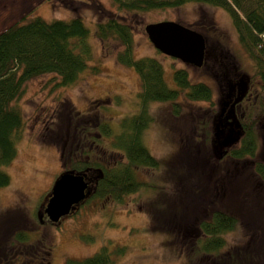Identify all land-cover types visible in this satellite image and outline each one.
I'll list each match as a JSON object with an SVG mask.
<instances>
[{
	"label": "rangeland",
	"instance_id": "374dc122",
	"mask_svg": "<svg viewBox=\"0 0 264 264\" xmlns=\"http://www.w3.org/2000/svg\"><path fill=\"white\" fill-rule=\"evenodd\" d=\"M35 16L48 21L81 18L90 30L92 59L75 84L61 86L54 74L39 75L28 80L12 102L24 124L16 157L1 167L10 184L0 188V255L14 252L13 264H39L51 252V264H68L108 246L109 264H264V183L253 171L254 163L264 160V111H259L264 91L229 14L193 2L118 12L110 0H0V31ZM109 17L131 27L134 55L156 58L170 87H176L173 71L183 68L191 82L210 86L212 98L190 100L180 94L174 101L150 102L146 110L152 120L142 140L160 165L135 168L143 185L121 200L89 195L55 224L43 212L51 186L61 172L73 171L70 159L86 158L85 153L83 158L73 155L81 149L74 126L83 136L86 130L100 132L106 123L112 136L92 134L88 159L113 163V152H120L113 141L123 120L140 111L139 77L116 60L123 45L115 39L102 44L94 33L95 23ZM165 20L202 33L206 51L201 67L164 55L152 45L145 26ZM94 66L99 70L93 71ZM239 80L248 89L242 101L244 120L257 118V148L254 157L234 160L227 152L239 143L223 146L229 136L224 130L220 137L218 129L223 102L229 104V85ZM217 209L231 212L236 224L222 234L220 251L205 257L197 246L202 240L199 227ZM19 234L23 240L16 239ZM117 247L123 248L121 254L114 252Z\"/></svg>",
	"mask_w": 264,
	"mask_h": 264
},
{
	"label": "trees",
	"instance_id": "16d2710c",
	"mask_svg": "<svg viewBox=\"0 0 264 264\" xmlns=\"http://www.w3.org/2000/svg\"><path fill=\"white\" fill-rule=\"evenodd\" d=\"M110 1L118 12L176 8L189 2L208 4L225 10L232 20L238 41L254 63L256 77L260 82L261 90L264 91V0ZM94 33L102 44L115 39L123 45V49L115 54L116 60L134 69L139 77L140 90L137 92V99L140 111L123 120L119 135L113 141L120 150L113 152L112 155L115 154L116 158L113 163L102 164L91 159L73 158L70 159V164L75 172L83 174L86 173L85 170L101 172L90 196L109 197L119 201L126 194L137 191L143 185L136 177L135 168H152L160 165L159 160L149 152L142 140V133L152 120L146 110L148 104L174 101L180 94H184L190 100L209 101L212 98V89L206 83L191 82L188 71L183 68L173 71L176 87H170L165 80L163 67L156 58L134 55L131 27L115 17L95 23ZM89 36L90 30L79 17L48 21L35 16L0 31V188L10 184L9 174L1 167L8 165L16 157V142L24 124L21 112L12 102L21 94L24 84L39 75L52 73L59 79L58 83L61 86L75 84L92 59ZM97 69L96 66L93 67V71ZM260 101L259 111H264V97ZM256 122L257 118L245 122L244 134L238 146L229 148L227 152L230 158L242 160L255 156ZM102 125L104 127L99 130L101 135L111 137L112 131L109 126L106 123ZM122 155L123 159H121ZM253 171L264 183V160L256 161ZM235 224L236 217L231 212L223 209L213 211L209 220L200 223L201 231L206 238L198 242V247L203 253L210 255L220 251L224 244L222 234L232 230ZM16 239L23 240L20 234ZM114 252L121 254L123 248L117 247ZM111 262V252L108 246H104L91 256L70 259L67 263L109 264Z\"/></svg>",
	"mask_w": 264,
	"mask_h": 264
},
{
	"label": "water",
	"instance_id": "95a60500",
	"mask_svg": "<svg viewBox=\"0 0 264 264\" xmlns=\"http://www.w3.org/2000/svg\"><path fill=\"white\" fill-rule=\"evenodd\" d=\"M144 30L149 41L160 53L198 68L203 65L206 43L199 31L169 20L148 23ZM241 84L240 97L246 93V82L242 81ZM235 141L236 137H232L222 145L229 146ZM89 183L84 174L74 171L61 173L54 181L44 207V213L49 221L58 222L61 217L69 215L84 201L91 194Z\"/></svg>",
	"mask_w": 264,
	"mask_h": 264
},
{
	"label": "flooded vegetation",
	"instance_id": "af4514ba",
	"mask_svg": "<svg viewBox=\"0 0 264 264\" xmlns=\"http://www.w3.org/2000/svg\"><path fill=\"white\" fill-rule=\"evenodd\" d=\"M239 85H240V87H239ZM241 87H242V84H241L240 80H239L238 83H234V85H229V90H228V94H227V97H230L229 104H225L226 103L225 102L226 100H225L223 102V107L221 108V111H220V114H219V118H220L219 126L221 127V130L218 129V132L219 133H222V136H220L219 134L218 135L220 137H223L224 136L223 134H225L224 133V130H226L229 138H232V137L235 138L236 137V141L235 142L237 144L240 142V140H241V138H242V136L244 134V124H245L244 116L246 115L245 112H244V110H242L243 109L242 108V105H243L242 101H243V97L245 96L246 93H244V95L240 97L239 91H240ZM247 90L248 89H246V92H247ZM218 127H216V129ZM75 129L77 130V135L76 136H78V140L76 141V143H77L76 145L78 147H80L81 149H80V151L78 153L77 152H74L73 155L76 156V157L77 156H81L83 158L85 156L84 155V153H85L86 154V156H85L86 158H84V159H88V157L90 156L91 150H89L86 145L88 144V142H90V140H91L90 138H91V135L92 134H97L98 136H102L101 135V132H93V131H87L86 130V133H84V135L81 136L80 135L81 132H80V129L77 128V124L74 126V131H75ZM236 131H239V133H237ZM82 138H84L85 140L82 141ZM85 147H87V150L84 149ZM62 155H63V151H61V156ZM123 157L124 156L122 155L121 156V159H123ZM85 171H86V173H84V175L90 181L89 186H90L91 193H92V189L94 188V185L96 183V179L101 174V172L100 171H95V170H85ZM97 172L99 174H93V173H97ZM61 173H63V172H61ZM87 173H90L93 177H89L87 175ZM95 175H96V177H94ZM81 203H79V204H81ZM43 212H44V208H43ZM46 218H47V215H46ZM61 218H63V217H61ZM61 218L59 219V221L61 220ZM204 221H207V220H204ZM58 222H56V223H58ZM199 230L201 232V236H202V240H203L204 237L206 238V235L204 233H202L200 227H199ZM217 252H219V251H217ZM12 255H14V252H9V253H5V254H1L0 255V264H13V261L15 259L13 258ZM51 255H52L51 252H47V255L45 254V256H42L39 259V262H40L39 264H51V258H52ZM10 256H12V257H10ZM204 256L205 257H210V254H204ZM216 256H218V255H216ZM223 259L226 260L227 259V255H224L223 256ZM222 263H224V262H222ZM225 264H228V263L225 262Z\"/></svg>",
	"mask_w": 264,
	"mask_h": 264
}]
</instances>
